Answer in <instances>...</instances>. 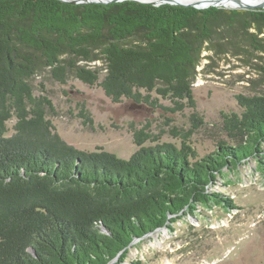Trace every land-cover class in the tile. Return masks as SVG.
<instances>
[{"label":"trees","instance_id":"obj_1","mask_svg":"<svg viewBox=\"0 0 264 264\" xmlns=\"http://www.w3.org/2000/svg\"><path fill=\"white\" fill-rule=\"evenodd\" d=\"M221 22L264 34V10L0 0V264H107L191 203L214 197L232 207L207 188L224 168L262 159L264 95H240V113H221L233 144L219 140L202 158L189 141L203 124L193 112L190 130L170 128L179 145L160 143L165 131L146 125L133 131L137 150L121 159L67 144L47 117L54 107L44 86L35 95L33 85L41 74L59 84L73 77L112 103L161 108L154 93L174 105L170 114L194 109L200 45ZM80 117L91 124L83 105Z\"/></svg>","mask_w":264,"mask_h":264},{"label":"rangeland","instance_id":"obj_2","mask_svg":"<svg viewBox=\"0 0 264 264\" xmlns=\"http://www.w3.org/2000/svg\"><path fill=\"white\" fill-rule=\"evenodd\" d=\"M213 7L246 11L237 5ZM212 30L209 41L200 45L192 84L194 109L186 107L170 114L165 109L174 105L154 93L152 99H158L161 108L127 99L112 103L96 85L73 77L59 84L48 74L34 78L35 95L42 84L54 107V113L47 117L67 144L83 151L102 148L121 159H128L137 150L133 131L146 125L156 135L165 131L160 143L179 145L170 128L187 132L196 112L203 124L189 141L202 158L214 151L219 140L233 144L221 130V113H240V95H264V53L256 50L257 42L264 46V34L239 22H221ZM82 105L91 124L80 117ZM14 123V119L7 123V136L12 134ZM261 151V160L253 157L242 160L236 168H224L207 188L208 194L227 198L232 207L216 204L214 197L204 205L191 203L170 216L164 227L134 239L107 264H264V145Z\"/></svg>","mask_w":264,"mask_h":264},{"label":"water","instance_id":"obj_3","mask_svg":"<svg viewBox=\"0 0 264 264\" xmlns=\"http://www.w3.org/2000/svg\"><path fill=\"white\" fill-rule=\"evenodd\" d=\"M58 1L66 3V4H70V5H84V4H89V3L108 5V4H113V3H121L125 1H130V2H135L139 4H147V5H151L154 7H158L161 5H170V6H181L184 8L191 7L197 10H203L209 7H213V6H199V5H193V4L174 3L171 1L161 2L159 4L140 2V1H135V0H93V1H87V2H78L75 0H58ZM239 8L246 9V10H257V11L264 10V6H240Z\"/></svg>","mask_w":264,"mask_h":264},{"label":"bare ground","instance_id":"obj_4","mask_svg":"<svg viewBox=\"0 0 264 264\" xmlns=\"http://www.w3.org/2000/svg\"><path fill=\"white\" fill-rule=\"evenodd\" d=\"M78 2H87V1H93V0H75ZM140 2H147V3H153V4H159L161 2L165 1H171L174 3H182V4H193V5H199V6H214V5H225V6H231V5H237L238 8L242 6H264V0H259V3H252L251 0H135Z\"/></svg>","mask_w":264,"mask_h":264}]
</instances>
